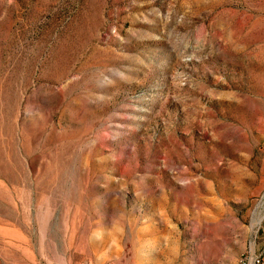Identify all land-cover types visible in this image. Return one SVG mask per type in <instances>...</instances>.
Listing matches in <instances>:
<instances>
[{"label": "rangeland", "instance_id": "1", "mask_svg": "<svg viewBox=\"0 0 264 264\" xmlns=\"http://www.w3.org/2000/svg\"><path fill=\"white\" fill-rule=\"evenodd\" d=\"M262 226L264 0H0V264H242Z\"/></svg>", "mask_w": 264, "mask_h": 264}, {"label": "built area", "instance_id": "2", "mask_svg": "<svg viewBox=\"0 0 264 264\" xmlns=\"http://www.w3.org/2000/svg\"><path fill=\"white\" fill-rule=\"evenodd\" d=\"M260 235L262 237V251L257 253L251 251L247 254L242 261V264H264V226L261 227ZM84 264H114L111 261H87Z\"/></svg>", "mask_w": 264, "mask_h": 264}]
</instances>
